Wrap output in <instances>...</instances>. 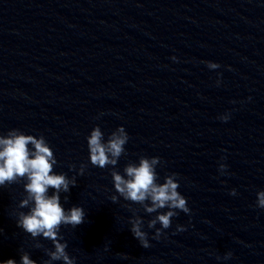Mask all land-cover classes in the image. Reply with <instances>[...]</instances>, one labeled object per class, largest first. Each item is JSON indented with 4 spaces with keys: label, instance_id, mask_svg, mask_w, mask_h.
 <instances>
[{
    "label": "clouds",
    "instance_id": "clouds-1",
    "mask_svg": "<svg viewBox=\"0 0 264 264\" xmlns=\"http://www.w3.org/2000/svg\"><path fill=\"white\" fill-rule=\"evenodd\" d=\"M206 63L209 69L220 67L217 63ZM219 118L226 121L229 117L224 115ZM86 139L91 165L101 169L112 166L110 174L118 196L125 201L140 205L148 214L157 213L147 222L149 229L155 228L153 239L159 240L164 234L163 230L171 227L172 218L178 215L177 210L186 214L190 212L187 198L178 191L180 184L177 173L165 176L163 183L158 182L159 175L156 168L161 164L160 157L140 156L138 163L129 162L125 165L123 174L116 170L115 166L119 158L127 154L125 145L129 141V135L123 126L111 132L106 140L101 128L95 126ZM56 164L53 150L43 135L39 137L27 135L19 129H11L6 135H0V187L25 181L23 188L26 195L17 207L29 210L16 212L17 226L30 234L33 239L42 236L51 240L54 250H45L49 259L44 264H52L53 261L75 264V258L70 257L66 251L67 242H61L63 236L60 235V228L62 225L73 228L81 225L85 221L86 212L80 206L66 210L62 205L61 193H68L71 187H75L76 178H68L65 173H55L53 168ZM85 168L84 164L80 166V175H83ZM226 168L223 163L219 165L221 173H224ZM49 189L53 190L51 195ZM230 194L235 195V189L231 190ZM118 196L112 195L111 201L118 202ZM67 200L68 197L64 196V201ZM125 206L133 212V216L128 220L133 237L143 248H149L151 245L148 233L143 230L144 220L136 215V210L131 208V204ZM255 206L264 209V191L257 193ZM163 209L168 210L159 211ZM158 223L160 228H156ZM178 230L184 229L178 226ZM35 247L39 248L41 245L37 243ZM231 256L232 253L228 252L223 259H230ZM0 264H17V261L7 259ZM20 264H37V262L30 258L29 253L22 252Z\"/></svg>",
    "mask_w": 264,
    "mask_h": 264
}]
</instances>
